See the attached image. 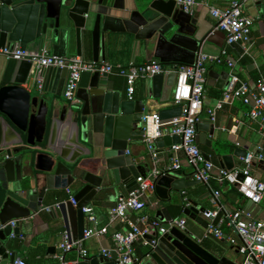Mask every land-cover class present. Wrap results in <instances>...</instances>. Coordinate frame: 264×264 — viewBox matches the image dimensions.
I'll return each instance as SVG.
<instances>
[{
	"label": "crops",
	"instance_id": "obj_1",
	"mask_svg": "<svg viewBox=\"0 0 264 264\" xmlns=\"http://www.w3.org/2000/svg\"><path fill=\"white\" fill-rule=\"evenodd\" d=\"M84 1L80 8L84 9L86 13L82 15V21H78L82 24L78 34V43L75 39L74 25L70 22V39L66 46H58V43L54 41L36 40L27 44L26 53L37 54L41 49L46 48L51 54L68 58L80 56L93 61V44H95V47L99 45V62L120 66H127L131 63L140 65L151 60L160 62V56L166 49L163 43H159L156 38L149 41L137 39L135 34L124 30L123 26L119 25L114 19L115 16H121L122 12L113 9L106 10L97 3V0ZM87 1L88 4L86 3ZM231 1L195 0L198 7L194 17L199 19L201 24L200 36L205 37L203 41H200L198 52L207 55H217L224 47L225 34L217 28L216 21L209 14L208 7L225 8ZM242 7L244 14L254 20L247 52L243 51L241 45L234 44L227 49V56L232 64L231 66L226 63L210 64L208 66L203 111L199 121L201 127L197 129V143L202 153L207 155L213 164H217L216 166L223 167L226 170H232L240 166L241 162L237 156L232 157V160L227 163V167L221 165V157L230 156L236 150H244L251 154L261 153L264 157V138L258 133L256 126L248 119V107L242 104L241 101L232 100L228 104H224L223 108L217 111L215 122H210L206 113V109L213 108L216 105L231 76H236L241 83L246 84L248 87L254 86L257 79L260 76H264V3L262 0H248L242 4ZM102 41L105 43L104 47L102 46ZM185 52L186 50L184 49L179 51L177 54L181 55L178 57L187 58L186 54L189 55V53ZM172 53L174 54V51ZM170 54L164 53L163 55L170 57ZM23 61L25 60L15 61L0 58V88L7 85H20L30 92L32 96L40 95V91L36 88V84L33 81L32 66L31 64L29 66L28 61ZM164 67L168 70L173 69V66L168 64L164 65ZM49 71L50 69L43 71L45 83L47 82ZM166 75H169L168 83L173 87L175 73L170 72ZM151 79L136 80L132 101L145 102L143 114L157 112L163 120L178 116L180 110L177 106L172 105L171 93L168 96V100L163 99L161 101V96L153 97ZM51 81L50 79L48 87L44 83V88L46 86V89L50 91L47 92L46 96L52 98L55 102L53 111L56 112L58 119L65 113V120L63 122L56 120L55 125L50 128V116L48 117L44 141L41 144H37L36 148L28 147L29 152L32 154V163L35 155L44 152L63 161L66 165L80 164L84 165L83 168H87L88 161H95V158L99 156L101 152L99 145H102V138L93 134L91 123L88 124L85 134L79 125L73 123L74 116L76 114L78 117L81 115L85 102L79 99L76 94L78 104L70 105L61 96L64 72L57 74L56 78ZM88 83L89 78L83 76L82 84L87 85ZM105 89L108 97L106 99L100 98V103L104 102L105 107L119 106L122 102L128 101L126 83L122 77L107 75ZM157 92L159 94L160 90ZM86 93L90 95L92 91L87 88ZM26 137V133L18 131L0 114V158L3 157L6 150L27 148ZM165 137L169 136H163L162 139ZM167 143L168 145H166ZM170 145L169 142H164L162 147L156 145L158 160L154 163L146 151L142 135H137L131 137L128 141L126 154L134 162L142 166V171L144 170L146 173L153 167L163 170L171 162L172 153L168 150ZM15 156L18 155L15 154ZM178 157L180 159L181 169L179 172L181 174H174V176L178 179L193 180L192 168L188 166L181 153H178ZM87 169L90 168L88 167ZM252 173L264 181V167L261 164L254 163L252 165ZM25 174H27L26 170L23 171V175ZM133 180L130 179L125 184H113L99 195L98 200H93L88 205V207L92 208L96 218L97 229L107 225L108 212L114 205L116 197L130 190L131 188L127 189L126 186ZM210 183L213 190L220 192L219 203L223 209L245 208L252 211L256 217L264 212V199L259 205L255 206L241 198L233 186L226 183L218 185L215 179H211ZM204 187V185L198 184L187 187L179 193L171 191L170 195L163 199H160L154 191L148 192L144 197L145 207L140 212L130 213L129 221L140 227L141 218L160 220L159 212L161 210H165L172 219L180 218L185 198L188 202L196 203L197 208L208 210L211 205L207 188ZM68 189L72 195L76 193V187H69ZM67 198L66 190L47 192L39 212L27 219H15L18 220V225L15 229L18 230L17 234L23 235V239L11 238L10 233L12 231H10L4 240H0V245L5 248V253L8 256L14 254L15 259L20 258L26 264H60L56 255L61 254L58 246L62 242V233L67 230L72 236V228L70 224L63 222L60 214L61 209L47 212L45 208ZM179 210H181L180 215L174 217ZM184 218L187 220L186 230L196 236V241L199 244L207 248L214 246L237 264L241 263L242 257L237 252L240 244L239 238L228 228L221 224L220 228L224 233V238L219 240L213 236H208L207 230L189 221L186 217ZM160 223L162 222L160 221ZM85 225L86 227L89 225L86 221V216ZM128 229L129 225L127 223H117L108 226L106 234L85 240L86 258L103 257V250L112 249V235L115 232L124 233ZM133 247L135 254L141 256L142 264H155L147 255L148 248L142 244L141 240L137 241ZM63 256L66 264H76L81 260L77 258L74 251L68 252Z\"/></svg>",
	"mask_w": 264,
	"mask_h": 264
},
{
	"label": "water",
	"instance_id": "obj_2",
	"mask_svg": "<svg viewBox=\"0 0 264 264\" xmlns=\"http://www.w3.org/2000/svg\"><path fill=\"white\" fill-rule=\"evenodd\" d=\"M84 2V0H0V47L16 45L25 50L29 42L36 40L54 41L58 46H66L70 39V22L74 25L75 39L78 43V34L82 26L78 21H82V15L86 13L80 8ZM86 3L88 4V1ZM97 3L106 10L122 12L121 16H115L114 19L123 26L124 30L135 34L137 39L149 41L156 38L159 43H163L166 48L163 54H171L170 57L163 54L160 56L162 66L168 64L175 67L191 65L194 62L200 41L205 38L200 36L201 24L199 19L185 14L176 7L174 1L97 0ZM104 45L102 41V46ZM93 46L92 59L99 61V45L95 47L93 44ZM183 49L186 50L185 53H189L186 54L187 58L178 57L181 54L177 53ZM28 64L30 66V63ZM60 72H64L61 92V96L64 97L68 81L67 71L50 69L45 85H48L50 79L53 81ZM83 76L89 78L87 85L82 84ZM106 77L97 73L92 75L84 73L77 91V97L85 104L81 115L74 116L73 123L79 125L84 134L88 124L91 123L93 134L102 138L99 156L95 161H88L90 169L83 168L84 165L80 164L66 165L44 152L35 155L32 163L29 148H36L37 144L44 141L48 117L50 116V128H52L56 120L60 122L65 120V113L58 119L56 112L53 111L55 102L46 96L47 92H50L46 86L37 96H32L20 85L0 88V114L27 136L25 140L27 148L6 150L0 158V224L15 219H27L39 212L47 192L76 187L73 196L76 205L67 202L66 205L61 206L60 214L63 222L71 225L73 240L82 239L86 228L82 208L88 207L91 201L98 200L99 195L113 184H125L130 179H134L126 186L130 189L135 185L138 176L146 175L141 169L142 166L126 154L130 138L143 134L141 120L145 102L128 100L119 106L105 107L104 102L100 103V98L108 97L105 89ZM168 78L169 75L165 74L152 77L150 84L154 98L161 96V101L168 100L172 90ZM87 88L92 91L90 95L86 93ZM158 90H160L159 94ZM200 125V123L197 125V129L201 127ZM171 138L173 143L178 142L177 137H165L157 139L155 143L159 147H162L164 142H169L170 145ZM245 155L246 151L236 150L230 156H222L221 165L227 167L233 156ZM204 156L209 160L207 155ZM25 170L27 174L23 175ZM175 174L181 173L177 171ZM238 179L242 180L243 176L239 175ZM198 184H200L198 181L178 179L174 175L163 176L154 182L153 191L163 199L169 196L171 191L179 193L187 187ZM189 203L191 207L184 209L180 218L186 217L206 230L208 224L202 215L205 209L197 208L196 203L192 201ZM159 217L162 222L161 227L166 233L158 237L154 246L148 248L147 254L155 264H237L216 247L207 248L199 244L196 236L190 231L170 227L169 222L172 218L165 210L159 212ZM220 218L221 213H218L212 225L218 227ZM10 231L18 233L17 229L6 227L0 231V240H4ZM0 254L3 257L0 264H7L15 259L14 254L8 256L1 245ZM76 264H115V254L111 255V259L102 256L92 259L83 258Z\"/></svg>",
	"mask_w": 264,
	"mask_h": 264
},
{
	"label": "built area",
	"instance_id": "obj_3",
	"mask_svg": "<svg viewBox=\"0 0 264 264\" xmlns=\"http://www.w3.org/2000/svg\"><path fill=\"white\" fill-rule=\"evenodd\" d=\"M174 1L185 14L194 17L197 12L195 0H162ZM248 0H232L225 8L208 7L209 14L216 21L217 28L225 34V44L217 55H207L198 52L191 65H178L172 70L166 69L157 60H151L144 64L127 66L110 65L104 62L87 60L80 56L66 57L51 54L43 48L37 54H28L19 46L0 47V58L15 61H28L32 66L33 81L36 88L41 91L44 87V70L58 69L68 72V81L64 91V98L70 105L78 104L76 94L82 74L88 73L103 75H117L122 77L126 83V96L129 101L133 100L134 84L136 80H145L159 74L175 73V82L171 90L172 105L177 106L180 114L168 120H163L159 113L150 112L142 116V141L152 161L158 160L156 152V140L163 136L177 137L178 142L169 146L172 153L170 165L165 169L155 167L135 179V185L125 194L116 197L114 205L108 212L107 225L97 229L96 218L92 208L83 207L82 213L86 216L89 225L83 231L82 239L73 240L69 231L62 233V242L58 246L60 255H56L60 264H66L64 254L74 251L78 259L87 257V250L84 242L92 237L102 236L107 233L108 226L117 223L129 225V229L122 232H115L112 235V249L103 250V257L111 259L115 254V264H142V258L135 254L134 244L141 240L142 244L149 248L157 243L158 237L166 231L161 227L160 220L141 218V226L132 224L129 221V214L140 212L145 207L144 197L148 192L153 191L154 182L163 176L174 175L181 169L178 153H181L188 166L192 168V179L198 181L207 188L211 208L205 210L202 215L207 222V235L216 239H223L224 233L220 228L221 224L235 234L240 241L237 252L242 257L240 264H264V212L256 217L252 211L245 208L225 210L219 203L220 192L211 188V179L216 183L229 184L233 186L244 200L252 205H259L264 199V181L252 173V165L261 164L264 167V157L261 153H247L239 157L240 166L232 170L216 166L207 160L197 143V125L203 111V98L205 85L210 64L226 63L231 66L228 60L227 49L234 44L241 45L243 51L247 52L250 40L253 19L245 15L242 4ZM264 3V0H262ZM232 100H239L248 107V119L257 128L258 133L264 138V76H260L254 86L248 87L241 83L236 76H231L221 97L213 108L206 109L210 122H215L217 111L223 108ZM243 179L239 180L238 176ZM67 199L52 206H47L45 211L52 212L60 209L61 206L70 202L76 205V201L69 189L66 190ZM191 204L184 200L183 210ZM221 213L218 227L212 225V221ZM170 227L181 231L186 230L187 220L183 218L172 219ZM18 225V220H11L0 224V231L6 227L12 230ZM11 238L23 239V235L10 233ZM3 260L0 254V262ZM7 264H26L20 258L14 259Z\"/></svg>",
	"mask_w": 264,
	"mask_h": 264
},
{
	"label": "trees",
	"instance_id": "obj_4",
	"mask_svg": "<svg viewBox=\"0 0 264 264\" xmlns=\"http://www.w3.org/2000/svg\"><path fill=\"white\" fill-rule=\"evenodd\" d=\"M217 165V164H216ZM205 188V187H204ZM132 189V188H131ZM130 189V190H131ZM64 198H66V196H64ZM180 212H181V210H179V212L174 216V217H178L179 215H180ZM139 257H141L140 255H138Z\"/></svg>",
	"mask_w": 264,
	"mask_h": 264
},
{
	"label": "rangeland",
	"instance_id": "obj_5",
	"mask_svg": "<svg viewBox=\"0 0 264 264\" xmlns=\"http://www.w3.org/2000/svg\"><path fill=\"white\" fill-rule=\"evenodd\" d=\"M75 112V110H73Z\"/></svg>",
	"mask_w": 264,
	"mask_h": 264
}]
</instances>
